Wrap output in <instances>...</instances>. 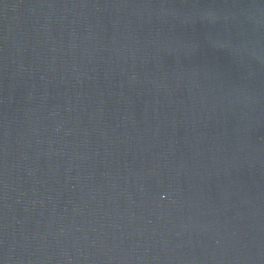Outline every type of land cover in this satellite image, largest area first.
<instances>
[{
    "label": "water",
    "instance_id": "water-1",
    "mask_svg": "<svg viewBox=\"0 0 264 264\" xmlns=\"http://www.w3.org/2000/svg\"><path fill=\"white\" fill-rule=\"evenodd\" d=\"M0 264H264V0H0Z\"/></svg>",
    "mask_w": 264,
    "mask_h": 264
}]
</instances>
